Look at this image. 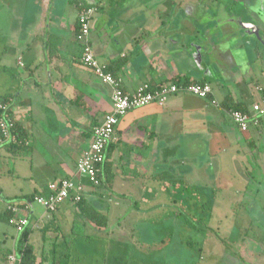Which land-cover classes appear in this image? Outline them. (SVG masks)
<instances>
[{"label":"crops","instance_id":"obj_1","mask_svg":"<svg viewBox=\"0 0 264 264\" xmlns=\"http://www.w3.org/2000/svg\"><path fill=\"white\" fill-rule=\"evenodd\" d=\"M79 3L61 0L55 3L60 12L52 9L45 18H14L20 22L15 23L12 46L6 49L18 54L17 64L25 73L8 82L0 96L14 99L13 116L26 129L28 145L21 152L0 147V212L10 199L24 200L33 193L47 192L53 180L76 177L78 159L89 146L93 128L112 110L111 87L80 59L82 44L76 35ZM86 4L98 6L90 29L94 52L101 62L113 65L123 77L125 89L177 79L208 82L213 88L211 97L221 106L211 108L210 99L178 93L170 95L163 106L151 103L128 112L120 118L111 142L108 159L115 172L113 182L106 188H85L86 200L107 214L108 225L96 226L83 217L77 205L67 201L55 212H46L43 221L52 216L40 228L45 241L51 238L49 252L61 246L68 249L75 241L66 239L68 228L61 222L62 214L77 212L82 216L81 225L106 231L112 226L106 196L120 191L124 197H135L132 210L142 216L132 219L134 228H139L142 243L148 248L158 243V251L164 240L156 229L165 228L168 217L172 226H181L184 204L188 207L191 202L183 195L194 196L213 181L218 186L227 181L221 169L215 176L204 172L206 165L190 150L198 146L199 134L208 132L217 139L229 136L239 144L244 137L236 125L221 134V117H228L223 101L229 95L234 102L249 107L264 94L256 89L264 88V43L243 26L247 21L257 24L264 39V0H88ZM68 7L76 13L74 18ZM34 19L35 26L31 24ZM218 88L225 91L220 99L215 93ZM206 122L215 123L216 131L199 128V123ZM248 131L264 135V119ZM186 135L194 139L188 142ZM258 141L254 136L246 139L250 145ZM208 142L210 145L212 140ZM12 168L18 180L9 178ZM165 193L173 196L175 210L170 215L152 214L162 208L165 200L160 197ZM177 204L182 208L177 210ZM31 208L30 215H34L33 205ZM75 221L69 227L71 235L89 237L75 227ZM54 235L57 238L53 239ZM18 239L16 232L8 254L19 257ZM32 244L40 264L50 263L45 247L38 255L36 244Z\"/></svg>","mask_w":264,"mask_h":264},{"label":"rangeland","instance_id":"obj_2","mask_svg":"<svg viewBox=\"0 0 264 264\" xmlns=\"http://www.w3.org/2000/svg\"><path fill=\"white\" fill-rule=\"evenodd\" d=\"M68 10L71 11L70 16L72 15L74 18L76 13L71 7H68ZM4 15L5 18L3 14H0V94L8 82H14L16 77L25 73V69L17 64L18 54L6 49L12 46L10 40L15 37V23L20 22V19ZM36 21L34 19L31 24L35 26ZM38 28L39 26L36 27V29ZM77 41L79 42V40ZM18 53L20 54V52ZM25 75L27 76V74ZM224 92L222 88H218L215 92L217 98L220 99ZM208 107L218 108L219 106L209 104ZM221 121L223 122V126H220L221 134L232 130V126L236 127L226 116L221 117ZM215 127L216 124L213 122L199 123V128L210 132L216 131ZM241 133L244 140L239 144L231 141L229 136L217 139V137L209 136L208 132L199 134L196 141L198 146L190 150L197 153L199 163L206 165L204 172L214 173L215 176L221 169L227 181L220 182V187L217 185L218 182L213 181L211 185L208 181L207 183L210 184L208 189H199L194 196H183L191 202L188 207L184 204L180 218L181 226H172L168 217L164 222L166 227L156 229L159 232V238L164 240V244H161L158 250L160 252L157 251L158 243H153L150 248L144 245L139 228H134L132 219L139 218V215L142 216L141 213L132 210L135 197L133 195L124 197L123 192L119 191V193L114 192L111 196L107 195V200L105 199L110 206L109 218L112 224L107 230L105 228L106 231L100 232L90 226L81 225L83 224L82 216L77 212L69 213V215L62 214L64 218L61 219V222L65 228H68V230L66 229L68 235L66 239L75 241V243L69 245L68 249H64L62 246L57 247L55 252L48 251L49 246L51 247L49 245L50 237L45 241L44 231L40 228L52 215L44 218L43 221L41 217L46 214L47 210L45 206L33 201L35 212L34 215H30L32 229L30 238L31 242L36 244L37 254L40 255V250L45 247L44 250L48 251L46 254L51 261L47 264H53L54 260L56 263L65 261L63 254L66 251L70 252L69 264H254L249 262L250 260L246 259L245 261L239 257L238 242L241 240L243 232L249 231L252 236V232L249 230L252 228L256 232L254 233L256 241L264 246V227L254 220L251 227L245 228L248 223L242 221L241 218L249 208L252 209L250 210L251 214L257 217L259 215L258 208L264 204V186L254 190L255 182L258 185L259 183L263 185L264 179L260 167L255 162L257 155L253 154L263 152L264 135L259 137L258 134H253L250 131ZM251 136H254L255 140H259V144L246 143V139ZM185 138L188 142L194 139L187 135ZM208 140H212L210 143L212 148L209 147ZM255 148L256 151H254ZM22 158L27 159L25 155ZM11 177H16L18 180L17 171H14L13 168L9 178ZM28 186L29 184L26 185V187ZM116 188L119 189L117 186ZM172 198L173 196L169 193H165L164 197L161 196L160 200L164 199L165 203L159 211L152 214H172V210H175L176 207ZM178 208H182L181 204H177V210ZM73 221H75V227L82 229V234L86 232L90 236L80 237L78 235L80 239L79 237L77 239L75 235H71L73 231H70L69 227L73 226ZM119 225L121 226L118 227ZM206 225H209L208 228H205ZM205 231H208L209 234H205ZM16 232L15 226L0 220V252H6L11 247ZM258 234H260L259 238ZM55 237L57 238V235L52 238L55 239ZM60 239L62 238L60 237ZM149 252L152 254L148 255ZM0 264H5L1 258Z\"/></svg>","mask_w":264,"mask_h":264},{"label":"built area","instance_id":"obj_3","mask_svg":"<svg viewBox=\"0 0 264 264\" xmlns=\"http://www.w3.org/2000/svg\"><path fill=\"white\" fill-rule=\"evenodd\" d=\"M96 9L95 6L85 7L81 9L78 15L80 32L77 35V39L82 44L80 59L85 66L95 73L101 82L111 87L113 107L111 112L105 115L101 123L93 128L89 146L78 159L76 177H64L53 180L48 184V194L40 193L35 196V201L45 206L48 213L55 212L60 205L67 201H79L85 193L86 186L99 184L97 167L98 164L104 161L105 150L116 137V126L121 117L131 110L151 103L163 106L167 98L172 94L191 93L207 98L213 93L212 85L208 82H171L159 86L143 83L135 90L125 89L123 77L110 71L107 64L98 59L90 42L91 19ZM20 64L23 65L22 62ZM256 89L260 92L264 91L262 86H257ZM211 102L216 106H221L220 102L215 98H212ZM2 107L3 103L0 102V108ZM224 111L240 131H248L250 126H257L264 119V94L259 100L247 107L246 110L224 109ZM12 126L13 123L10 118L0 117V145L16 141V136L11 131ZM1 198L2 195L0 194ZM20 203L21 201H13L8 204V208L15 212L9 222L15 226L17 233L30 223L28 212L31 207L28 204L25 207H21L18 205ZM8 258L10 264H18L20 261V257H17L15 253H10Z\"/></svg>","mask_w":264,"mask_h":264},{"label":"trees","instance_id":"obj_4","mask_svg":"<svg viewBox=\"0 0 264 264\" xmlns=\"http://www.w3.org/2000/svg\"><path fill=\"white\" fill-rule=\"evenodd\" d=\"M88 6H95L98 9L97 5H87V6H84L83 8L88 7ZM79 30H80V24L78 23V20H77L76 35H78V33L80 32ZM107 66H108V69L110 71L117 74L116 69L113 67V65L107 64ZM175 82L180 83L182 81L177 79ZM184 83H194V82L184 81ZM196 83H204V82H196ZM157 86H159V85H157ZM207 99L211 100L212 99L211 95L209 97H207ZM0 102L3 103V107L0 108V117H4L6 119L10 118L11 122L13 123L11 131L16 136L15 142H11L10 144H1L0 147L8 146L11 149H17V150L19 149V151L21 152V150L25 149L26 146L28 145L27 144L28 134H27L26 129L13 116L12 108L14 106V99L9 98V95H4L2 98H0ZM223 104L227 105V109H229V110L230 109H238V110H246L247 109V107L243 103L234 102L229 95L224 99ZM111 147H112V144L110 143L105 150L104 161L101 162L100 164H98V167H97V177L99 179V184L96 186H91V185H88V186H90L92 188H101V187L106 188V187H109L111 185V183L113 182L115 172L112 168L111 162L108 159L110 157V152L112 150ZM48 193H49V189L47 192H41V194H48ZM0 194L2 195L1 189H0ZM37 194H40V193H33L31 195H28V197L24 198V200L10 199L8 202L12 203L13 201H21V203L18 204L19 206L25 207L26 204H28L30 207H32V204H33L32 202L35 201V196ZM185 199L186 198H184V200ZM72 203L77 205L78 210L83 215V217L94 222L96 226L105 227L108 225L107 214L101 213V211H99L96 208H94L93 206H91L88 203V201L86 200L85 193L82 195V197L79 201L72 202ZM30 211H32L31 208L28 212L29 216L31 213ZM14 214H15L14 211H12L8 207H6L4 209V211L0 212V219L5 221V222L10 223L9 221L14 216ZM199 220H200V218L198 219V221ZM208 226L209 225H206L205 228H208ZM31 231H32V229H31V225L29 223L27 226H25L23 228L22 231H20L18 233L19 239H18L17 251H18V254L20 257V261L18 264H40V262L38 260V256L36 255V252H35V247L30 242ZM205 234H209V232L205 231ZM53 252H55V251H53ZM8 255H9L8 251L0 252V258L2 259V261L5 264H10ZM63 255H64L65 261L56 263L54 260L53 264H69L70 252L66 251Z\"/></svg>","mask_w":264,"mask_h":264},{"label":"flooded vegetation","instance_id":"obj_5","mask_svg":"<svg viewBox=\"0 0 264 264\" xmlns=\"http://www.w3.org/2000/svg\"><path fill=\"white\" fill-rule=\"evenodd\" d=\"M60 0H0V14H3V17L6 15L17 17H22L27 15L30 17V15H33L34 18L39 17H46L48 14L52 13V9L55 10L57 8L58 12H60L61 8L57 7L55 8V3L59 2ZM62 1H68V0H62ZM80 4V10L87 6L86 2L88 0H76ZM93 1V0H92ZM79 10V12H80ZM4 11V12H3ZM28 12L29 15L27 14ZM261 40L264 43L263 37H261ZM264 145V140H263ZM257 153V152H256ZM253 153L254 155H257L255 158L256 164L260 167L262 177L264 179V146H263V152L262 153ZM253 155V156H254ZM261 177V179H262ZM248 179V177L246 176ZM252 178V177H251ZM253 179V178H252ZM255 181V180H254ZM263 181V180H262ZM247 186V185H245ZM264 183H259V185L255 182V189L263 188ZM253 188V186H251ZM247 194V193H245ZM248 195V194H247ZM248 211L243 213L241 216L242 221H247L248 225L245 226V228L251 227L250 225L253 224V221L255 220L257 224H261L264 227V204L261 208H258L259 215L255 217L252 215V209H247ZM240 217V214H238ZM251 230L252 236L249 234V231L246 233L243 232V236L241 237V240L238 242L239 250L238 254L239 257L246 261L250 260L249 262L254 264H264V246L258 244L256 241V235L254 233V229ZM249 234V235H248ZM255 235V236H254ZM260 237V234H258V238ZM263 262V263H261Z\"/></svg>","mask_w":264,"mask_h":264},{"label":"water","instance_id":"obj_6","mask_svg":"<svg viewBox=\"0 0 264 264\" xmlns=\"http://www.w3.org/2000/svg\"><path fill=\"white\" fill-rule=\"evenodd\" d=\"M261 18L264 20V15H262ZM243 26H245L252 35H255L257 39H261L259 26L257 24L247 21L244 22Z\"/></svg>","mask_w":264,"mask_h":264}]
</instances>
